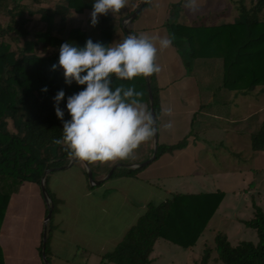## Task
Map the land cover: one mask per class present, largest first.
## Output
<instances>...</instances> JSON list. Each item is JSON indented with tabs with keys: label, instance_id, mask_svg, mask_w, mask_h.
<instances>
[{
	"label": "trees",
	"instance_id": "trees-1",
	"mask_svg": "<svg viewBox=\"0 0 264 264\" xmlns=\"http://www.w3.org/2000/svg\"><path fill=\"white\" fill-rule=\"evenodd\" d=\"M11 1L5 14L9 22L6 26L0 25V232L10 201L20 187L26 183L41 186L46 170L63 168L71 159L65 146L54 142L63 135V121L56 115L54 97L58 91H64L65 98L59 107L64 111V120H70L67 98L85 86L75 81L70 85L65 83L63 69L58 66L60 46L67 42L83 47L88 39L113 46L118 29L121 41L128 36L123 30V21L143 0H136V8L127 17H121L117 25L114 23L116 13L101 15L94 34L71 25L74 14L92 11L94 0H32L36 4L56 2L52 9L38 10L42 22L46 23L45 30L38 32L27 29L29 16L34 14L19 3L23 0ZM250 2L249 6L247 0L235 1L241 20L233 23L208 25L202 16L198 25L176 23L170 26L172 37L180 38L175 42L185 54L186 68L191 69L195 60L221 59L225 88L251 92L264 87V0ZM129 30L139 35L132 26ZM8 38L17 42L16 50L6 41ZM53 64L57 65L56 70H52ZM112 79L113 88L123 84L142 92L140 101L150 111L146 77L131 81ZM151 85L158 122L160 103L155 74L151 76ZM45 87L46 92L42 91ZM185 144L186 140L176 145L159 143L156 159L151 164ZM251 147L254 152H264V123L260 131L252 135ZM146 168H120L111 178L135 177ZM48 177L46 190L49 192ZM223 198L222 192L176 193L162 203H150L117 247L102 256L100 264H154V247L159 240L184 250L196 247ZM244 224L256 231L257 244L232 245L225 233L218 232L213 245L206 242L201 257L194 264H264V210L254 203L253 217ZM0 264H6L1 245Z\"/></svg>",
	"mask_w": 264,
	"mask_h": 264
},
{
	"label": "crops",
	"instance_id": "crops-1",
	"mask_svg": "<svg viewBox=\"0 0 264 264\" xmlns=\"http://www.w3.org/2000/svg\"><path fill=\"white\" fill-rule=\"evenodd\" d=\"M165 1L157 0L155 4L160 6L157 12L147 14L142 25L132 28L139 35L172 40L171 47L157 53V63L161 69L155 74L160 103L157 122L159 143L176 145L186 140L185 147L164 154L135 177L118 175L105 180V173L96 179L99 185L90 183L87 169L79 160L53 171L47 176L48 194L53 206L47 229L45 220L49 208L41 186L23 184L10 201L0 232V245L6 264H45L44 252L48 264H100L102 256L117 247L150 203H162L176 193L222 192L224 198L214 217L220 215L228 198L235 199L237 203L245 202L248 215L242 219L237 214L239 209L232 206L235 202L228 203L232 216H227L226 220L230 227H226L227 230L219 227L212 239L218 232H223L232 245L258 243L256 231L247 228L244 222L253 217L249 211L251 204L253 212L254 203L264 210V152H254L251 147L252 135L257 134L264 123V87L251 92L225 88L221 59L195 60L191 68L194 74L177 78L174 72L186 69V66L176 45L177 40L172 39L167 28L172 25L169 20L173 17L165 12ZM136 5L135 0L133 9ZM90 13L86 11L81 15ZM202 16L206 15H198V18ZM153 21L159 24L153 26ZM88 24L91 25V22ZM218 24L221 23L210 25ZM116 37L119 38V33L115 35L113 45ZM169 108L171 115L165 113V109ZM169 122L171 129H165L164 125ZM141 162L134 160L126 165L136 166ZM100 163L89 162L95 166ZM216 166L221 170L218 175L215 174ZM194 181L198 183L196 193ZM21 189L38 198L40 212L35 224H26V219L21 220L16 212L20 206L17 203L14 217L20 223H7L13 200ZM45 229L47 241L44 250ZM248 229L254 232H248ZM241 234L248 235L249 241L242 240ZM213 240L212 243L206 240L205 244L213 245ZM159 241L154 247V264L174 252L169 246L158 244Z\"/></svg>",
	"mask_w": 264,
	"mask_h": 264
},
{
	"label": "clouds",
	"instance_id": "clouds-1",
	"mask_svg": "<svg viewBox=\"0 0 264 264\" xmlns=\"http://www.w3.org/2000/svg\"><path fill=\"white\" fill-rule=\"evenodd\" d=\"M127 3L128 0H94L91 25L95 27L101 15L119 13ZM186 7L194 11L195 0H190ZM171 45L168 37L146 34H129L113 46L91 39L83 47L63 43L58 66L63 69L65 83L75 81L85 87L67 98L70 120H64V111L59 107L65 98L64 91L55 95L54 107L63 121V135L54 142L65 146L70 158L103 163L129 158L142 143L151 140L158 129L151 112L140 101L143 93L123 84L113 88L112 78L131 81L158 74L161 69L157 53ZM56 68L53 64L52 70ZM171 111L165 109L168 115ZM171 127V122L164 125L165 129Z\"/></svg>",
	"mask_w": 264,
	"mask_h": 264
},
{
	"label": "rangeland",
	"instance_id": "rangeland-1",
	"mask_svg": "<svg viewBox=\"0 0 264 264\" xmlns=\"http://www.w3.org/2000/svg\"><path fill=\"white\" fill-rule=\"evenodd\" d=\"M236 0H195V10L190 11L187 7L186 4L190 2V0H166L165 1V8L167 11L166 13L170 14L173 19L171 18L169 21L172 24L176 23H182L186 25H194V24H200L202 17L198 18V15H206L203 18V22L210 25L216 22H219L221 24L223 23H232L234 21L241 20L239 17L237 11H236V5H235ZM1 2V1H0ZM135 0H128L127 5L125 8H123L119 13L115 14L114 18V23L117 25L119 23V19L121 17H127L130 10L133 9ZM21 4H24L29 8V11L33 12L34 15H30V23L27 25V29L30 30L31 32H38V31H44L46 28V23L42 22L41 20V15L38 13V10L41 8H44L46 10L52 9L55 5V3L52 1H44L42 4H36L32 0H23L19 2ZM157 0H151L150 4L147 6L145 11L140 15V17L134 22L132 27H138L143 24V20L146 17L147 14L156 11L157 8L160 6H157ZM248 5L250 6L251 2L250 0H247ZM12 4L11 0H3L0 3V25L6 26L9 22V17L6 16V11L8 7ZM111 13V12H109ZM173 14V15H172ZM175 14V15H174ZM100 17V16H99ZM88 22H91V17L89 15H81V16H73L72 18V26L74 27H82L87 31H95V27L92 25H89ZM124 22V21H123ZM153 26L158 25V22L153 21ZM170 23V25H171ZM117 28V27H116ZM170 30V26L167 27ZM119 31V29H118ZM171 32V30H170ZM119 33V32H118ZM174 40L180 39L179 37H172ZM8 43L11 44L12 49L16 50L18 48L17 42L13 40L12 38H8L6 40ZM121 42L120 38L116 37V42L115 44ZM114 44V45H115ZM40 51V50H39ZM181 55L184 57L185 54L183 53V50L181 49ZM186 68V67H185ZM192 69H180L179 71H175L174 74L175 76L178 77H191L194 72H192ZM154 152V147L152 144V140H149L147 142L142 143L135 151L134 153L126 159H117L115 161H108V162H103L100 163L99 165H91L88 163L90 166L92 172H93V178L94 182L96 181L97 178L100 176H103L105 173V176L103 179L106 178L108 173L118 165H123L127 166V163H130L134 160H141L142 162L139 164H143L150 160L153 156ZM79 163V162H78ZM116 163V164H115ZM80 164V163H79ZM110 169V170H109ZM120 169V168H119ZM215 174L218 175L220 174L221 170L219 166H216L215 168ZM109 170V171H108ZM108 171V172H107ZM91 183V182H90ZM198 183L197 181H194V193L197 191ZM184 191V190H182ZM226 203L222 206V209L220 211V215L215 216L212 221L210 222L208 228L206 229L204 236L200 239L196 247L193 249L189 250H184L182 248L173 246L172 244L168 243L167 241H159L158 244H165L166 246H169L172 248L174 251L173 254L170 256H164L158 264H194L197 259L200 258V256L203 253L204 247H205V241L208 240L209 242L212 243V236L213 233L216 229L221 227V229L227 230L230 227L229 226V221H227V216H232L230 213V209L228 207V203L230 202H235L233 203L232 206L235 205L239 209V212L237 213L239 217L246 218L248 215V209L246 207L245 202H239L237 203L235 199H227ZM20 204L18 210L16 211L18 215L20 216L21 220L26 219V224H35L36 223V217L38 216L40 212V207L38 204V198L34 197L33 193H29L25 191L24 189H21V193L14 198L13 203H12V208L9 211V217H8V224H19L20 221L16 219L15 216V204ZM251 209L249 208L250 215H252L253 208L252 204L250 205ZM258 206V205H257ZM229 212V214L227 213ZM56 219V213L54 214V220ZM249 230V229H248ZM248 232H254L252 230H249ZM242 237L241 239L244 241H249V236L248 235H243L241 234ZM234 240V238H232ZM158 246V245H157ZM157 249V248H156Z\"/></svg>",
	"mask_w": 264,
	"mask_h": 264
},
{
	"label": "water",
	"instance_id": "water-1",
	"mask_svg": "<svg viewBox=\"0 0 264 264\" xmlns=\"http://www.w3.org/2000/svg\"><path fill=\"white\" fill-rule=\"evenodd\" d=\"M149 2V0H143L140 4V6L130 15L128 16L124 22H123V30L126 32L127 35L129 34H133L130 30L129 27L130 25L137 19V17L140 15V13L144 10L145 6L147 5V3ZM146 81H147V87H148V93H149V104H150V111L151 114L154 118V120L156 121V126L158 129V123H157V116H156V111H155V106H154V95H153V90H152V85H151V77H146ZM158 146H159V132L157 131V134L154 136V152H153V156L150 160H148L147 162L141 164V165H136V166H123V165H118L115 166L106 176L105 180H108L111 178V176L114 174V172L119 169V168H126V169H131V170H135V169H143L148 167L155 159L157 156V152H158ZM78 160L71 158L70 159V165H73L75 162H77ZM87 169V174H88V178L90 180V182L92 184H96L99 185V182H94V178H93V172L90 168V166L88 165L87 161H82ZM56 169H48L45 171L44 177L42 179V183H41V189H42V193L44 196V199L46 200L47 204H48V208H49V213L48 216L45 220V227L47 229L48 223L50 222V219L52 217L53 214V206L51 205L50 202V196L48 194V191L46 190V179L47 176L49 174H51L53 171H55ZM45 229L44 232V250L46 247V241H47V230ZM43 258H44V262L45 264H48V261L46 259V254L45 252L43 253Z\"/></svg>",
	"mask_w": 264,
	"mask_h": 264
}]
</instances>
